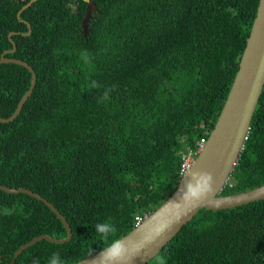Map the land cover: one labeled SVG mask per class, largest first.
Segmentation results:
<instances>
[{"label": "trees", "instance_id": "16d2710c", "mask_svg": "<svg viewBox=\"0 0 264 264\" xmlns=\"http://www.w3.org/2000/svg\"><path fill=\"white\" fill-rule=\"evenodd\" d=\"M0 0V57L27 61L33 93L0 121V183L26 187L67 218L73 237L45 239L15 264H73L136 226L177 188L181 150L208 138L239 69L259 0ZM32 27V33L26 23ZM32 82L30 70L0 63V116ZM107 94V95H106ZM232 186L230 185L231 183ZM264 184V90L238 164L222 194ZM67 236L43 201L0 189V264L35 236ZM146 264H264V199L200 210Z\"/></svg>", "mask_w": 264, "mask_h": 264}, {"label": "water", "instance_id": "95a60500", "mask_svg": "<svg viewBox=\"0 0 264 264\" xmlns=\"http://www.w3.org/2000/svg\"><path fill=\"white\" fill-rule=\"evenodd\" d=\"M34 1L31 0L25 4L18 12L29 7ZM85 16L81 22L82 31L85 35L89 32V25L93 13L98 10L97 3L94 0H87ZM30 30L25 35L32 33L31 24L26 21ZM16 33L10 32L9 38L13 43V49L5 50L1 57L0 63L13 62L20 64L30 70L32 73V82L27 92L22 96L17 104L15 111L9 117H1V122L13 120L21 112L25 102L33 93L37 83V73L27 61L8 57L6 54L15 52L17 45L11 35ZM264 90V0H259L257 14L253 20L249 37L245 49L242 53L239 69L235 75L231 89L225 99L223 108L218 116L214 128L211 130L206 142L200 148L199 153L191 162L187 173L191 170L211 173L214 178L213 187L215 191L204 199L197 207L186 211L177 207L173 203L177 198V193L184 187V177L180 179L174 192L153 212L149 213L141 223L137 224L133 230L121 237L128 243L130 240L138 239L141 235L148 237L154 236L156 230L164 224L172 221L171 226L166 228L162 235L158 236L150 243L140 255L133 258L131 264H146L154 258L167 243L202 209L222 210L238 207L253 201L264 199V184L254 188L231 194H222L228 180L238 164L241 152L245 146L248 137L251 121L258 105L261 94ZM0 189L8 193H26L38 200L43 201L48 207L56 213L58 218L63 222L67 229V236L64 238H55L48 234L35 236L29 242L21 245L13 255L8 264H15L20 254L35 245L40 240H47L52 243H65L72 239L73 230L66 216L48 199L40 193L26 187H9L0 183ZM177 213H180L179 220H176ZM100 251V250H99ZM99 251L93 253L84 259L73 264H93L95 256Z\"/></svg>", "mask_w": 264, "mask_h": 264}, {"label": "clouds", "instance_id": "9594fccd", "mask_svg": "<svg viewBox=\"0 0 264 264\" xmlns=\"http://www.w3.org/2000/svg\"><path fill=\"white\" fill-rule=\"evenodd\" d=\"M183 183L184 187L178 191L177 198L173 203L177 207L183 208L185 212L197 207L215 191L213 187L214 178L211 173L191 170L185 175ZM179 218L180 213H177L175 219L179 220ZM171 223L172 221L161 225L154 236L141 235L138 239L130 240L128 243H125L121 238H114L109 241V237H115L117 233V228L112 222L97 223L95 230L107 242V246L95 256L93 264H131L133 258L140 255L144 248L162 235L166 228L171 226ZM33 264H39V260H35ZM47 264H65V261L59 252H54L48 258Z\"/></svg>", "mask_w": 264, "mask_h": 264}, {"label": "built area", "instance_id": "2783aa9c", "mask_svg": "<svg viewBox=\"0 0 264 264\" xmlns=\"http://www.w3.org/2000/svg\"><path fill=\"white\" fill-rule=\"evenodd\" d=\"M206 138H201L199 141H198V147H197V150L195 149H191V148H187L186 150V154L183 155L182 157V170L180 171V176L183 177L191 162L194 160V158L197 156V154L199 153L200 151V148L203 146V144L206 142ZM183 173V175H182ZM231 185V184H230ZM148 214L145 213V214H142V215H137L135 220H136V225L141 223L143 221V219L147 216Z\"/></svg>", "mask_w": 264, "mask_h": 264}, {"label": "rangeland", "instance_id": "374dc122", "mask_svg": "<svg viewBox=\"0 0 264 264\" xmlns=\"http://www.w3.org/2000/svg\"><path fill=\"white\" fill-rule=\"evenodd\" d=\"M191 149H195V148H191ZM186 150H187V149H183V150H181V158L183 157L184 154H186ZM181 170H182V165H181L180 171H181ZM180 171H179V173H180Z\"/></svg>", "mask_w": 264, "mask_h": 264}, {"label": "bare ground", "instance_id": "6f19581e", "mask_svg": "<svg viewBox=\"0 0 264 264\" xmlns=\"http://www.w3.org/2000/svg\"><path fill=\"white\" fill-rule=\"evenodd\" d=\"M95 1V0H94ZM96 2V1H95ZM250 132V131H249ZM249 135V134H248ZM248 138V137H247ZM247 140V139H246ZM246 143V142H245ZM231 176H232V174H231ZM231 176H230V178H229V180L231 179ZM229 180H228V182H229ZM231 183V182H230ZM233 184L231 183V186H232Z\"/></svg>", "mask_w": 264, "mask_h": 264}]
</instances>
